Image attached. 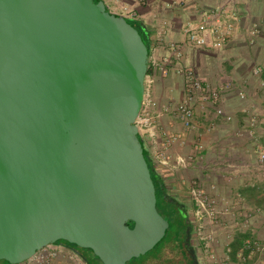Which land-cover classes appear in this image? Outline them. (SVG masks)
I'll return each instance as SVG.
<instances>
[{"label": "water", "instance_id": "water-1", "mask_svg": "<svg viewBox=\"0 0 264 264\" xmlns=\"http://www.w3.org/2000/svg\"><path fill=\"white\" fill-rule=\"evenodd\" d=\"M147 66L102 0H0V260L62 240L123 264L161 241L136 125Z\"/></svg>", "mask_w": 264, "mask_h": 264}, {"label": "crops", "instance_id": "crops-1", "mask_svg": "<svg viewBox=\"0 0 264 264\" xmlns=\"http://www.w3.org/2000/svg\"><path fill=\"white\" fill-rule=\"evenodd\" d=\"M102 1L110 14L136 13L135 20L149 34L147 75L153 84L148 94L154 105L139 112L140 118L153 121L138 127L144 150L149 156L162 151L170 158H189L186 168L159 172L177 198H190L189 188L197 184L222 213L216 220L203 218V233L210 236L209 241L194 235L193 248L200 256L197 264H206L208 254L225 264H264V161L259 160L264 151V87L258 84L264 81V73L253 75L254 68L264 64V0ZM212 10L219 12L222 21L233 23L230 38L217 49L188 45L185 27ZM172 50L179 51L180 57ZM166 57L169 65L162 67ZM189 72L200 81L198 93L186 87ZM209 92H218L219 100H211ZM239 92L245 94L243 99ZM180 102L194 112L188 128L172 113ZM251 116L254 125L249 122ZM167 137L171 143L165 146ZM255 209L259 211L254 213ZM247 238L258 246L244 248ZM44 249L56 255L48 262L32 260L30 264H83L78 259L83 254L65 244L53 243Z\"/></svg>", "mask_w": 264, "mask_h": 264}, {"label": "built area", "instance_id": "built-area-1", "mask_svg": "<svg viewBox=\"0 0 264 264\" xmlns=\"http://www.w3.org/2000/svg\"><path fill=\"white\" fill-rule=\"evenodd\" d=\"M202 17V16H201ZM125 19H132L135 20L137 18V14L133 11L129 10L124 13ZM234 25L232 22L229 21H222L220 18V14L216 10L209 11L206 13L201 20L195 24H189L184 29L185 40L188 45L195 47V48H220L222 47L227 40L230 38V35L233 31ZM170 47H173L172 45ZM172 49V48H170ZM173 55L176 58L180 57L179 51L172 50ZM162 67L169 65V57H166L162 60L160 64ZM264 73V64H261L254 68L253 75L260 76ZM153 84V79L148 75L145 76L144 79V95H143V102L142 107H150L154 105V101L149 98V90ZM186 87L188 88L189 92H200L201 91V84L200 81L192 75V73H188V80L186 81ZM259 86L264 87V81H259ZM209 97L213 101H218L220 98V94L218 92H209ZM238 97L243 99L245 94L243 92L238 93ZM141 107V108H142ZM172 113L181 119L185 128H188L191 125V120L193 118L194 112L193 109L188 106L187 104L180 102L178 103L173 109ZM154 118V117H153ZM228 119H230L228 117ZM251 125L255 124V117L251 116L249 120ZM151 124L153 123L152 117H137L136 125L139 127L143 124ZM151 135H154L151 132ZM171 143V138L167 137L164 141V145L168 146ZM153 165L161 170L167 171H177L179 169L186 168L190 165V159L186 158L182 155H176L173 158L167 157L162 151H154L149 156ZM259 160L264 161V151H260L259 153ZM188 195L190 196L191 200L194 204L193 209V218L195 225V235L199 240L209 241L211 238L210 236H205L203 233V226L202 221L204 216L208 217L209 219L216 220L219 217L218 211L214 209V201L210 199L199 187V185L194 184L189 188ZM259 210L255 209L253 212L257 213ZM205 244V248H207ZM252 246H258L257 242L251 240V238H247L244 241L243 247L244 248H252ZM45 248V247H44ZM42 248L39 250L33 257L30 259L23 261L19 264H30L33 260H39L48 262V260L54 257L56 254L54 251L45 250ZM206 251V250H205ZM202 252V251H201ZM207 256V254H206ZM239 257L242 256L240 252L238 254ZM206 264H225L224 262L218 261V258L213 254H208L206 257Z\"/></svg>", "mask_w": 264, "mask_h": 264}, {"label": "rangeland", "instance_id": "rangeland-1", "mask_svg": "<svg viewBox=\"0 0 264 264\" xmlns=\"http://www.w3.org/2000/svg\"><path fill=\"white\" fill-rule=\"evenodd\" d=\"M181 204L184 205L185 208L189 210V212H191L192 214L193 201L190 198L188 199L187 202H181ZM194 226L196 225L193 220L191 237L189 241L192 247H194L193 240H195ZM171 233L166 234L163 240H161L157 246H154L153 248H151L150 250H148L143 254L131 258L130 260L124 262L123 264H184L187 260H189L188 258L189 254L185 252L183 249L182 239H181L182 235H180L179 237H175L173 236L175 232L171 231ZM77 250L84 255V258L82 257V255L78 256L79 257L78 259L83 264H102L86 248L78 247ZM194 257L196 258V262L200 260V256L197 253L194 254ZM82 259L84 261L86 259L87 262L82 261ZM6 263H7L6 261L0 260V264H6Z\"/></svg>", "mask_w": 264, "mask_h": 264}, {"label": "flooded vegetation", "instance_id": "flooded-vegetation-1", "mask_svg": "<svg viewBox=\"0 0 264 264\" xmlns=\"http://www.w3.org/2000/svg\"><path fill=\"white\" fill-rule=\"evenodd\" d=\"M93 3L96 4L94 1H93ZM155 171L157 173V178L153 176V178H154V185H153L154 186V193L157 192L156 190L161 185L163 197H164L162 200H156V203L158 204V209L162 212V214H163L162 217L164 219L167 218L166 213L163 212V209H162L161 203H163L167 206V208H170L171 212L176 216V222L173 223L174 224L173 226H175V228H177L179 226L183 229L182 233L180 234V235H182V238H181L182 239V245H183L184 251L189 254V257H188L189 260H187L184 264H197L196 258L194 257V254H195L194 248L189 243L190 237H191L192 223L194 220L193 214H191V212H189V210H187L185 208V206L181 204V202H187L189 197L177 198L169 189V185L166 184L165 179L163 178L162 174L159 172L158 168H156ZM150 174H151V172H150ZM168 227H169V222H168ZM168 227H167V230H168ZM167 230H166L165 234H167V232H168ZM174 235H176V233L173 234V236ZM54 243H61V244L67 245L62 240H57ZM67 247L74 249V250H77L76 248H74L70 245H67Z\"/></svg>", "mask_w": 264, "mask_h": 264}, {"label": "trees", "instance_id": "trees-1", "mask_svg": "<svg viewBox=\"0 0 264 264\" xmlns=\"http://www.w3.org/2000/svg\"><path fill=\"white\" fill-rule=\"evenodd\" d=\"M95 2V1H94ZM125 21L128 23V24H130L134 29H136L137 30V32L139 33V35H140V37H141V39H142V42L144 43V45L146 46V49H147V55H148V57H149V55H150V38H149V34H148V32H147V29L145 28V26L142 24V22H140L139 20H132V19H125ZM146 75H147V72H146ZM138 140H140L141 142H142V139H141V137L138 135ZM144 157H145V159H146V161L148 162V168H149V171L151 172V174H150V177H151V179H152V182H153V185H154V178H153V176L154 177H156L157 178V173H156V168H155V166H153V163L151 162V159L149 158V155H148V153H147V151L146 150H144ZM157 192H155L154 193V196H155V200H162L164 197H163V192H162V186L160 185V187H158V189L156 190ZM162 204V209H163V212H165L166 213V215H167V218H165V220H167V222H169V227H168V232H167V234L169 233L170 234V232L171 231H174L175 233H176V235H174L175 237H179L180 236V234L182 233V231H183V229L181 228V227H177V228H175V226H173L174 224L173 223H175L176 222V216L171 212V210H170V208H167V206L165 205V204H163V203H161ZM155 207H156V209H157V211H158V213L161 215V216H163V214H162V212L158 209V204L155 202ZM127 225H129V226H132V222L131 221H128L127 223H126ZM172 234V233H171ZM166 235V234H165ZM164 235V236H165ZM164 238V237H163ZM163 238L161 239V240H163ZM63 242H65V241H63ZM67 245H70V246H72V247H74V248H78V247H76L75 245H73V244H69V243H67V242H65ZM159 244V243H158ZM157 244V245H158ZM157 245H155V246H157ZM90 253H91V251L89 250V249H87ZM92 254V253H91ZM93 255V254H92ZM94 256V255H93Z\"/></svg>", "mask_w": 264, "mask_h": 264}]
</instances>
